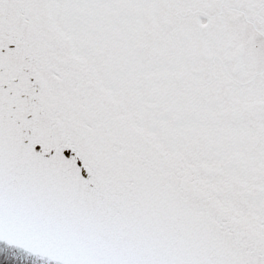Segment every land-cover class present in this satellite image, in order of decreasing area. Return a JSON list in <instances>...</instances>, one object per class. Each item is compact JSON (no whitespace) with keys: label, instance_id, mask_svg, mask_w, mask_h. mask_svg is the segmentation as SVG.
Instances as JSON below:
<instances>
[{"label":"snow or ice","instance_id":"obj_1","mask_svg":"<svg viewBox=\"0 0 264 264\" xmlns=\"http://www.w3.org/2000/svg\"><path fill=\"white\" fill-rule=\"evenodd\" d=\"M0 264H264V0H0Z\"/></svg>","mask_w":264,"mask_h":264}]
</instances>
